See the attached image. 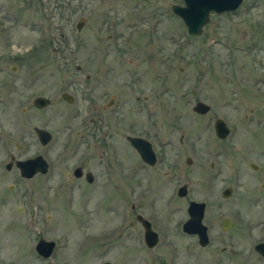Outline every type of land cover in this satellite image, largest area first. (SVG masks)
I'll return each mask as SVG.
<instances>
[{
	"label": "rangeland",
	"instance_id": "rangeland-1",
	"mask_svg": "<svg viewBox=\"0 0 264 264\" xmlns=\"http://www.w3.org/2000/svg\"><path fill=\"white\" fill-rule=\"evenodd\" d=\"M24 1L0 0V48L7 46L6 52L23 56L19 62L32 64L22 68L24 74L37 75L28 89L47 95L51 102L37 110L36 119L29 110L19 122L14 116L7 120L13 152L25 157L38 149L60 162L75 149L70 163L83 160L84 154L95 162L99 136L97 140L92 134V140L80 143L79 130L90 114L101 110L109 116L107 131L114 136L112 145L103 147L118 152L124 164L113 165L112 181L105 166L97 185L78 181L68 204L64 194L54 195L59 176L19 178L17 171L6 170L1 163L0 264H101L104 260L146 264L137 236L130 237L132 201L125 178L126 159L132 155L125 134H156L163 141L175 132L178 142L183 133V181H189L198 196L220 191L226 184L234 185L237 194L250 190L259 171L249 163L264 166V0H243L233 11H211L197 35L189 34L171 9L183 0H33L29 7ZM80 18L84 22L77 29ZM65 90L74 96L72 102L61 97ZM116 90L123 94L118 103L105 105ZM196 100L209 103L210 109L195 112ZM217 117L230 127L223 139L214 132ZM33 124L55 134L47 152L36 143ZM18 132L24 137L19 138ZM17 143H22L21 150ZM187 154L193 159L190 166L185 162ZM121 173L126 174L119 177ZM10 183L15 186L10 188ZM235 200L239 204L231 206L253 209L246 195ZM256 211L246 212L247 222L257 219ZM105 235L113 239L110 251L102 256L94 247L86 259L81 256L86 236ZM40 237L56 242L50 257L36 252ZM250 240L247 237L246 264H264L248 252ZM169 250L173 248L158 247L152 262L167 258ZM211 252L200 250L193 258L176 253V257L179 264H213Z\"/></svg>",
	"mask_w": 264,
	"mask_h": 264
},
{
	"label": "flooded vegetation",
	"instance_id": "flooded-vegetation-1",
	"mask_svg": "<svg viewBox=\"0 0 264 264\" xmlns=\"http://www.w3.org/2000/svg\"><path fill=\"white\" fill-rule=\"evenodd\" d=\"M24 4L29 7L33 4V0H25ZM2 10L0 8V13ZM6 47L0 48V164L3 163L4 169L17 171L19 178L41 179L44 177L46 180H53L59 176L58 179L61 180V183L56 186L54 195L64 194V199L68 204L71 203V192L74 185L78 181L95 182L97 185L102 179L100 173L104 166L108 180H114L113 178L116 177L114 176L113 165L122 166L124 159L119 157L118 152L113 154L103 147L104 144L111 146V140L114 136L107 131L110 127L109 116L101 110L90 114L87 122H84L83 127L79 130L81 133L80 143H87L90 139L92 140V134H95L97 140L99 138L100 143L96 144L95 162H92L90 158L86 159L87 155L84 154L83 160L79 158V160L70 163V158L74 157L71 154L76 153L75 149L71 152L68 149L69 151L60 162L48 158L38 149L32 155L25 157H22L21 153L13 152L12 133L7 125V120L12 121L14 116L19 122L22 120L23 114L28 115L29 110L32 119H36L37 110L47 107L51 100L47 95L28 89L36 82L37 75L33 72L24 74L22 68L25 66L27 69L28 66L32 67V64L19 62L23 56L17 52L12 54L9 51L7 54ZM8 59L15 62L9 63L7 62ZM70 94L72 95V93ZM39 95L47 97L49 103L42 107L37 106L34 100ZM119 95L123 94H119L117 90L113 92L105 105H113L118 101ZM73 100L74 96L72 95ZM35 127H42L50 132L51 136L47 143L42 144L39 141ZM31 128L36 143L39 142L44 151L47 152L48 149L45 147L53 140L55 134L50 129L37 124H33ZM22 135L21 132H18L19 138H23ZM130 135L140 136L149 141L154 152V161L145 160L140 155L135 144L128 139ZM125 139L127 140L126 145L130 148L128 155H132V158L126 159L127 174L121 173L119 177L126 174V194L130 196L128 198L132 201L130 203L129 225L133 231H130V237L137 236L136 241L145 252L146 264H179L176 253L177 255L183 253L187 258H193L200 250L212 251L213 264H246L247 237L251 238L248 252L264 262V166L260 167L254 162L249 163L251 168L259 171V174L255 177L256 180L251 185L250 190L246 192L237 194L234 185L226 184L220 191H207L202 193L204 195L198 196V193L192 190L189 181H183L181 148L184 140L183 133L179 134L178 142H176L175 132H169L163 141L162 136L156 137V134L154 137L146 134H125ZM70 143L71 141L68 139V148L71 146ZM16 146L21 150L22 143H17ZM7 154L8 159L3 160ZM38 154H42L46 159V171H36L30 177L23 176L20 168L16 165V161ZM192 161V156L185 155V162L188 166L192 164ZM251 163L255 164V167ZM8 164L9 166H7ZM88 172L89 176L87 175ZM13 186H15L14 183L9 184L10 188ZM183 186L184 189H182ZM37 191L38 184L36 183L33 185V192L37 193ZM245 195L249 205L253 207L251 211L230 205L236 204L235 202L239 204L235 199ZM253 196L255 198L252 200ZM138 197L142 198V201L136 202L135 199ZM192 200L204 203L201 221L205 229L201 233L198 230L184 228L185 222L191 217L188 207ZM106 209L114 210L112 207ZM252 210H257L255 213H259L256 215L257 219L253 222H247L246 212L252 213ZM146 225L150 229L146 230ZM254 231L257 232V236H254ZM105 237L89 238L86 236L80 247L81 256L86 259L94 247L98 248L97 254L102 256L110 251L113 246V239L107 238V235ZM204 238L206 241H202ZM130 242H132L130 245L134 247L136 243L133 240ZM166 246L173 248L168 252L169 258L161 257L160 260L152 262V254L156 249L158 247L165 249ZM134 250L136 252V249H133L132 253ZM101 264H112V262L104 260Z\"/></svg>",
	"mask_w": 264,
	"mask_h": 264
},
{
	"label": "water",
	"instance_id": "water-1",
	"mask_svg": "<svg viewBox=\"0 0 264 264\" xmlns=\"http://www.w3.org/2000/svg\"><path fill=\"white\" fill-rule=\"evenodd\" d=\"M243 0H183V3H174L171 6L172 11L177 14L184 22L187 32L190 34H200L203 25L208 22L211 11L223 12L235 10ZM84 22L80 18L76 23V28L80 29ZM62 97L66 101H72V95L68 91L62 92ZM35 104L42 107L49 103V99L45 96L39 95L34 100ZM192 109L200 114L206 113L210 109V104L203 100H196ZM213 128L215 135L218 138H225L229 132L230 127L222 117H217L213 121ZM39 141L45 144L50 139V132L42 127H35ZM128 139L133 142L140 153V155L148 161H154V152L148 140L140 136H128ZM16 165L20 168L23 176L30 177L36 171H46L47 162L42 154L33 157H27L16 161ZM253 167L255 164L251 163ZM9 166V164L7 165ZM89 176V172L87 173ZM184 189V186L182 187ZM191 217L185 222L184 228L198 230L200 233L205 229L201 221L204 210V203L201 201H190L188 207ZM150 229L146 225V230ZM202 241H206L205 238ZM205 243V242H204ZM55 247V241L40 237L35 245V249L42 257H48L52 254ZM259 249V248H258Z\"/></svg>",
	"mask_w": 264,
	"mask_h": 264
}]
</instances>
